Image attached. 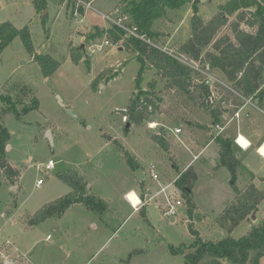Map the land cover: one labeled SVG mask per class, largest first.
I'll use <instances>...</instances> for the list:
<instances>
[{"label":"rangeland","instance_id":"obj_1","mask_svg":"<svg viewBox=\"0 0 264 264\" xmlns=\"http://www.w3.org/2000/svg\"><path fill=\"white\" fill-rule=\"evenodd\" d=\"M46 1L47 9L37 13L34 0H0V24L10 22L18 29L28 26L34 54L60 63L51 76L45 77L21 37H16L0 56V90L12 96L19 112V117L5 113L0 102V121L11 136L7 161L0 164V248L5 239L11 240L20 252L16 264H186L185 255L173 254V249L192 251L190 246L197 237L191 234L190 226L204 241L216 242L230 235L240 238L260 225L264 220V159L246 158V153L235 146L248 170L256 174L254 178L240 166L235 179L234 173L221 164L218 144L194 159L199 149H192L188 139L198 132L197 121L205 124L210 118L199 105L197 92L193 99L167 90L166 80L154 69H145L141 89L157 93V109L150 121L139 127L132 125L125 132L123 115L133 94L138 93L141 63L133 50L126 45L115 46L110 37L87 40L97 28L110 27L103 15L120 9L122 0H88L92 8L77 17L69 0ZM186 1L153 26L154 31L164 34L158 46L162 50L177 53L192 36L193 16L197 14L207 22L230 0ZM105 39L113 44L93 52L94 45ZM72 54L84 58L76 62ZM199 66L206 72L207 66ZM207 74L226 81L216 70ZM195 77L196 83L206 84L208 79L203 72ZM215 88L227 101L221 107L233 112L241 99L221 85ZM220 97L214 100L215 107L222 101ZM35 100L38 108L34 107ZM241 112L243 118H256L258 130L264 133V99ZM238 123L234 120L221 135L234 132ZM163 127L173 153L153 140ZM175 128L182 133L176 134ZM213 133L216 137L215 126ZM200 135H205L203 141L212 137ZM50 160L54 168L41 173ZM191 161L196 175L192 216L175 185L157 195L162 184L179 175L174 165L182 172ZM152 164L158 166L160 182L151 176ZM74 175L86 183L91 196L104 200L106 212L100 216L77 203L62 216L32 222V216L45 204L73 192L65 178ZM39 179L44 182L37 187ZM233 185L243 194L254 187L263 196L258 211L234 229L221 217L237 201ZM132 189L146 202L138 211L125 198ZM151 196L154 198L150 200ZM167 198L175 206L174 217L164 216ZM178 200L181 205H176ZM254 262L255 254L250 264ZM202 264L230 263L206 257Z\"/></svg>","mask_w":264,"mask_h":264},{"label":"trees","instance_id":"obj_2","mask_svg":"<svg viewBox=\"0 0 264 264\" xmlns=\"http://www.w3.org/2000/svg\"><path fill=\"white\" fill-rule=\"evenodd\" d=\"M69 3L73 14L77 9L80 14L85 13L84 7L78 6L77 0H69ZM185 3H187L186 0H122L120 8L122 13L128 15L130 24L137 26L139 32L146 34L154 45L128 36L122 29L112 24L108 28H97L95 33L87 38L88 41H92L107 36L112 38L115 44L122 41V47L126 45L127 49L133 50L141 63V70L136 80L138 93L133 94L128 108L124 111L123 117L127 118L126 123L139 127L150 121L155 114L157 93L141 89L145 69H154L163 80H166L167 90H175L181 95L192 96L193 99L197 92L196 98L200 102L199 105L209 113L214 126L226 124L224 112H227V109L221 107L222 101L216 107L214 102H210V88L204 82L196 83L195 75L199 72L158 47L164 34L153 30L155 22L166 18L171 10ZM34 5L37 13H42L48 7L46 0H34ZM229 22L228 31L225 32ZM192 31L191 38L178 52L204 66H209L211 71H218L239 94L260 103L264 99L262 91L264 0H230L226 5L221 6L220 11L207 22L196 14L192 19ZM16 37H21L24 46L34 56L45 77L51 76L59 68L60 63L52 57L34 54L35 48L28 26L18 29L10 22L0 24V56ZM72 57L76 62L84 58L81 54H72ZM0 102L5 106V113H13L19 117L16 103L9 93L4 95L0 90ZM235 105L236 108L242 106L243 101ZM38 106L39 103L35 100L34 107L38 108ZM125 132L127 133L126 130ZM10 139V133L0 121V164L5 165L7 161L6 149ZM153 140L164 151L169 152L170 144L167 141L165 129L160 128L159 133L153 136ZM218 144L221 164L234 173L235 179L236 171L241 163L232 150V143L219 136ZM7 168L14 172L9 166ZM65 179L72 186L73 192L45 204L32 216V222H42L51 217L62 216L77 203L83 204L100 216L106 212L107 204L103 199L91 196L87 192L86 183H83L81 178L74 175ZM195 182L196 175L191 168L183 172L175 182V186L181 192V198L190 207L188 213L190 216L193 215L195 206L192 199ZM233 188L237 193V201L229 205L221 216L224 221L232 223V229L252 217L263 201V196L254 187L245 194L236 185H233ZM189 230L194 237H197L190 246L192 251L185 253L184 249H173V254L185 255L186 264H202L206 257H213L216 262L249 264L253 254H255L254 264H258V260L264 256V220L240 238L230 235L216 242L204 241L192 226Z\"/></svg>","mask_w":264,"mask_h":264},{"label":"built area","instance_id":"obj_3","mask_svg":"<svg viewBox=\"0 0 264 264\" xmlns=\"http://www.w3.org/2000/svg\"><path fill=\"white\" fill-rule=\"evenodd\" d=\"M78 2V6L82 5L84 7V9H90L92 8V4L91 2H85V1H81V0H77ZM78 14H80V12L78 11V9L75 11V17L78 16ZM104 19H106L108 22H110V24L115 25L117 27H119L120 29H122L128 36H133L136 37L140 40H143L151 45H154L148 38L146 34H142L139 32L138 27L135 25H132V23L130 24V18L128 17V15H125L122 13L121 9L117 8L112 14L110 15H103ZM113 43H111V41L109 39H105L100 45H94V49L93 52H98L101 51L104 47L107 46H111ZM121 45L120 47H122V41L119 43H116L115 46ZM165 51V50H164ZM167 52L169 55L177 58L178 60L182 61L183 63H185L186 65H188L189 67L193 68L195 71L197 72H203L208 79L206 80V85L210 88L211 91V100H216L219 99V93H216V88L218 87V85H221L224 87V83L222 81H220L218 78H216L215 76L211 75V74H207V71H210L209 66H207L206 72L202 71L200 69L199 63L194 61L193 59L179 53L177 51V53L173 52ZM215 85V86H213ZM234 93V91H233ZM236 94L237 97H240L243 101H245L246 105H250V104H254V100L253 98H246L243 97L242 95L238 94V93H234ZM223 98L220 97V100H222ZM227 101L224 100L222 101V104H226ZM236 117L239 116V113H237L235 115ZM124 122H127V118L123 117ZM153 126V125H151ZM154 128V127H153ZM216 130H217V135L216 138L219 137L221 135V133L225 130V126L223 125H216L215 126ZM176 134L181 133V129L177 128L175 130ZM239 142V138L236 140V143L243 147ZM263 147V146H262ZM259 148V152L261 155L264 156L263 153H261V148ZM55 166V163L53 160L48 161V163L41 169V173H45L48 171H51ZM150 172H151V176L154 180L159 181L161 178V175L158 172V166L156 164H152L150 166ZM181 175V174H180ZM178 175L176 177V179H174L173 182L169 183L166 186L161 187L160 191L157 193V195L160 194H165L172 186L175 185V182L177 180V178L180 176ZM43 179H39L36 186L40 187L43 184ZM160 182V181H159ZM155 195V196H157ZM126 200L131 204V206L134 208V211H138L142 206H144L146 204V202H143L142 199L140 198V202L138 204V206L134 205L133 202L129 199V196L126 195L125 196ZM154 197L151 196L150 200L153 199ZM167 200V209L164 210V216L167 217H174L176 215V210H175V206L173 205V203L171 202V200H169L168 198ZM181 200H178L176 202V205H181ZM20 252L18 251V249L14 246V244L12 243L11 240L6 239L4 242L3 247L0 249V264H16L18 258V254Z\"/></svg>","mask_w":264,"mask_h":264},{"label":"crops","instance_id":"obj_4","mask_svg":"<svg viewBox=\"0 0 264 264\" xmlns=\"http://www.w3.org/2000/svg\"><path fill=\"white\" fill-rule=\"evenodd\" d=\"M219 79V78H218ZM220 81H222L223 83H224V87L223 88H225V90H227V91H229V92H232L233 93V91H234V93H238L236 90H234L233 88H232V86L229 84V83H227V81H223V80H221V79H219ZM225 80V79H224ZM206 85V84H205ZM262 91L264 92V85H263V87H262ZM233 93V94H234ZM239 94V93H238ZM236 95V94H235ZM241 95V94H240ZM221 96V95H220ZM238 98H240V97H238ZM241 99V98H240ZM216 100H218V99H216ZM222 101H224L223 99H222ZM241 101H243L242 99H241ZM210 102H214V100H211L210 99ZM216 103L214 102V105H215ZM219 104V103H218ZM255 104H257L255 101H254V104L253 105H255ZM259 104V103H258ZM221 105H223V104H221ZM252 105V104H251ZM247 107V105L245 104V101H243V105L242 106H239V107H235V109L233 110V112H229L228 111V109L226 110V108H223V109H225L227 112H224V121L226 122V124H225V130L228 128V126L234 121V120H238L239 121V123H238V125H237V128H236V130L234 131V132H232L231 134H229L228 136H222V135H220V138H222V139H225V140H229L231 143H232V150H233V152H234V154L236 155V157L239 159V161H240V163H241V166H244L247 170L249 169L248 167H247V165L245 164V161L243 162L241 159H242V157H241V154H237V152H236V150H235V146L237 147V148H239L240 150H242L244 153H246V158H252L253 156H258V158H261V159H264V156L263 155H261L260 154V152L258 151L259 150V148L260 147H262V146H264V133H261L259 130H258V126H257V123H256V118H254V117H244L243 118V115H242V109L244 110L245 108ZM237 113H239V116L238 117H236L235 115L237 114ZM264 114V113H263ZM241 122V123H240ZM197 123H198V125H196V127H197V131L198 132H193V133H191V136H190V138L188 139L190 142H191V144H192V149H199L198 151V154L197 155H195V158L194 159H196L199 155H202V154H204V152L212 145V144H218V138H216L215 137V134L213 133V126H214V124H213V121H212V118H211V116H210V118H209V121L207 122V123H201L200 121H197ZM188 124H189V126H190V124H192V123H189L188 122ZM192 126H194V125H192ZM177 128H175V130H176ZM224 130V131H225ZM200 132L201 133H206V134H208L207 136H212L211 137V140H209V141H207V140H205V141H203V139H204V137H205V135H200ZM209 132V133H208ZM181 133H182V130H181ZM181 133H179V134H181ZM239 138V142L238 143H240L241 145H242V143H241V138L242 139H244L245 141H246V146H243V147H241V146H239L237 143H236V140ZM167 141H168V138H167ZM169 142V141H168ZM170 144V143H169ZM219 145V144H218ZM254 150V151H253ZM173 151L174 150H172V146L170 145V150H169V153H173ZM192 162L193 161H191L184 169H183V171L185 172V170L188 168H192L193 166H191V164H192ZM250 163H252V162H250ZM173 167V166H172ZM173 169H175L177 172H175V173H179V175L180 174H182L183 173V171L181 172L180 170H179V168H178V166H177V164H175L174 165V168ZM171 171H173L172 169H171ZM250 173H251V175L254 177V178H256V174L253 172V171H251V170H248ZM178 176V175H177ZM176 176V177H177ZM176 177H174V179H176ZM174 179H173V181H174ZM264 179H262V181H263ZM173 181H171V182H173ZM171 182H169V183H171ZM253 182H255V184L257 183V181H255V180H253ZM252 182V183H253ZM169 183H167V184H162L163 186H166V185H168ZM162 186V187H163ZM131 191H133V189L132 190H129L126 194H125V196L129 193V192H131ZM135 191V190H134ZM148 191H149V189H148ZM136 192V191H135ZM137 193V192H136ZM6 240V239H5ZM3 247V246H2ZM1 247V248H2ZM0 248V249H1ZM250 264V263H249ZM258 264H264V256L263 257H261L259 260H258Z\"/></svg>","mask_w":264,"mask_h":264},{"label":"bare ground","instance_id":"obj_5","mask_svg":"<svg viewBox=\"0 0 264 264\" xmlns=\"http://www.w3.org/2000/svg\"><path fill=\"white\" fill-rule=\"evenodd\" d=\"M241 143L243 146H246V141L242 138H241ZM261 153L264 154V146L261 148ZM127 195L129 196V199L133 202V204L138 206L140 202V197L134 191L129 192Z\"/></svg>","mask_w":264,"mask_h":264},{"label":"water","instance_id":"obj_6","mask_svg":"<svg viewBox=\"0 0 264 264\" xmlns=\"http://www.w3.org/2000/svg\"><path fill=\"white\" fill-rule=\"evenodd\" d=\"M203 1H206V0H203ZM81 48H84V45H82ZM256 103H257V102H256ZM131 126H132V125H131L130 123H127V125H126V131H127V132H129ZM162 129H165V128L163 127ZM48 137H49L50 140L52 139L51 131H48ZM109 139L112 140L111 138H109ZM254 218H255V217H254ZM174 220H175V219H173V221H174Z\"/></svg>","mask_w":264,"mask_h":264}]
</instances>
